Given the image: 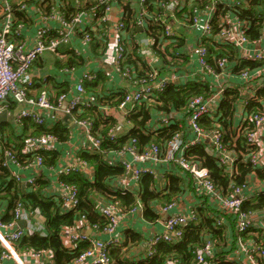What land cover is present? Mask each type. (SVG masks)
<instances>
[{"label": "built area", "instance_id": "built-area-1", "mask_svg": "<svg viewBox=\"0 0 264 264\" xmlns=\"http://www.w3.org/2000/svg\"><path fill=\"white\" fill-rule=\"evenodd\" d=\"M2 1L5 19L0 28V113L6 108L9 110L8 101L12 99L17 107H22L15 113L17 124L28 117L38 125L51 128L60 118L59 112L64 102L68 101L64 112L74 118L82 138L69 160L60 167L46 166L44 163V153L60 144L53 133L29 135L23 140L20 151L2 140L0 163L8 170L11 178L22 187H27L35 186L39 178L36 175H25L26 170L38 168L53 174L57 178V185L52 195L59 198L62 209L67 212L79 205V189L60 180V176L75 172L89 176L92 166L80 156L82 151L103 153L110 163L121 164L126 174H131L137 182L145 175H152L155 180L157 178L153 169L141 168L139 164L170 163L191 174L198 193L208 198L205 206L210 211V217L225 232L222 240L207 236L203 243L196 245L191 264H221V255L226 260L239 264H264V227L260 231L253 219L254 212L243 208L246 200L244 193L249 187V181L233 187L229 194H223L211 179L209 170L202 164L192 162L187 156L192 147L207 137L220 164L230 174L236 169L239 156L225 144L223 131L218 126L207 130L202 126L201 120L204 117L213 120L217 118L224 90L237 87L235 80L240 81L238 86L251 85L255 93L257 88L264 87V21L258 35L251 38L253 22L240 12V9H249L250 0H64L67 7L58 2L47 7L38 0L35 1L36 5L32 0H19L20 11L27 12L32 5L42 20L32 46L11 39L15 33L12 0ZM257 4L260 16L264 14V0ZM115 9H119L121 15L116 21L112 18ZM49 21H54L55 24H48ZM111 30L116 34L115 67L133 88L116 92H123L117 109L123 113L124 119L116 121L108 130L107 136L111 141H115L126 131L131 124L128 117L136 112L144 100L162 93L169 84L182 86L190 81L205 82L206 76L214 81L212 83L217 90L212 96L206 98L199 95L192 99L190 114L186 116L189 130L187 128V131L176 133L167 142L165 151L154 141L140 150L136 138L128 139L117 150H103V139L95 132L94 121L87 116H76V113L84 112V109L103 105L102 94L86 89L88 82L97 79L95 72H85L78 79L72 96L62 93L52 100L47 91H42L38 98L30 96L35 81L29 71L34 62L46 52L63 57L61 54L65 53L61 50L62 46H69L76 54L86 55L97 37H105ZM75 42H79L81 48L75 46ZM144 47L148 48L152 56L158 57L161 63L156 64L152 58L148 59L147 66L143 68L145 73L139 74L130 57L141 54ZM226 47H232L233 53L224 52V55H219V51H226ZM162 55L167 58H162ZM250 60L259 62L260 65L255 68L244 67V63ZM236 68L238 72H234ZM69 70L74 68L64 69V72ZM248 117L253 128L247 132L246 138L250 146L257 147L252 152L250 161L254 166L260 167L264 165L261 158L264 139L260 140V133L264 132V111L247 115L246 118ZM171 119H174L172 114L166 116L164 122L169 123ZM71 134L73 137V133ZM185 135L188 137L187 141ZM142 207L138 203L126 211L117 200L99 202L97 208L109 223L102 229L96 224L91 227L108 234V238H94L88 234L85 229L89 225L84 214L75 225L64 228L61 234L65 247H75L82 241L90 244L72 264H111L110 251L120 245V240L115 235L120 217ZM170 207L168 205L164 211ZM35 215L34 211L26 209L20 202L11 222L0 221V229H11L8 233L0 230V242L5 247L0 254V264L11 257L17 264H25L22 257L14 254V245L27 233L32 234ZM198 215L196 206L189 213L169 216L163 224L164 230L150 238L146 257L154 255L162 242L176 244L181 241L185 228L198 222ZM19 220L26 221L25 228L18 227ZM26 251L36 259L42 257L41 252ZM167 264L186 263L180 257L172 256L168 258Z\"/></svg>", "mask_w": 264, "mask_h": 264}, {"label": "trees", "instance_id": "trees-1", "mask_svg": "<svg viewBox=\"0 0 264 264\" xmlns=\"http://www.w3.org/2000/svg\"><path fill=\"white\" fill-rule=\"evenodd\" d=\"M259 1L261 0H250L249 9H240L241 15L251 18L253 22L254 26L250 32L251 38L258 35L264 21V14L259 16L256 9ZM225 50H220L219 55H224V52L232 54L234 51L232 47H226ZM161 57L165 59L166 56L162 55ZM73 62V58H71L64 65L71 66L75 64ZM59 65L63 66L62 63ZM259 65V62L250 60L245 62L243 66L255 68ZM234 72H238L237 68ZM144 73L142 72L141 74ZM238 87L240 86L237 85V87H230L224 90V96L218 105V114L215 120L209 117H204L201 120L202 126L207 130H211L216 126L220 127L224 134L225 144L235 155L239 156L234 172L230 174L228 169L220 164L215 155L208 151L207 144L205 145L202 141L192 147L187 153L188 158L192 162L202 164L209 170L211 179L223 194H229L233 187L245 183L252 174H257L259 178L264 179V166H254L250 161L252 152L257 147L248 144L246 134L253 128V123L249 117L246 120L238 119V105L244 100L243 91ZM59 88V93L69 90L64 87ZM215 88L213 83L211 84L209 81H190L182 86L169 84L162 93L147 98L136 109V112L130 114L128 119L131 121V124L115 141L109 140L107 132L116 124V120L111 116L105 115L98 107L84 109V112L76 113V116H87L94 121L95 132L103 139V150L105 152L121 148L130 138L137 139V145L140 150H144L154 141L165 151L167 149V142L176 133L181 131V123L183 122L171 119L169 123L161 122L159 127L155 129L152 128L154 114L162 113L168 116L171 112L178 111L183 113L184 116L189 115L192 99L199 95L208 98L214 94ZM86 89L91 90L87 85ZM122 94L123 92H112L111 97L106 98V102L102 98V107L107 105L117 107L121 101ZM245 100L244 106L248 116L255 112L263 113L264 87L257 88L255 95L249 96ZM10 104L12 105L9 107V110H15L17 104L15 102H10ZM19 126L23 128L21 136L16 134L14 122H5L0 125V156H2V140L8 146L20 151L22 140L28 137L25 133L29 132V135L53 133L58 137L60 144L73 138L71 134L73 130L70 124L62 121L61 118L51 128L38 125L28 117L24 118ZM14 132L16 134L15 138H13ZM13 139H16L15 142H13ZM57 147L55 146L56 150ZM55 149L44 153V163L46 166L59 167L57 163L60 160V153L54 151ZM80 156L92 166L94 176L90 178L80 172L60 176V180L73 184L79 189V205L76 209L67 212L62 209L59 198L45 193L44 189L48 184L46 181L40 178L37 180L35 186L22 187L21 184L11 178L8 170L0 163V204L5 203L6 205L2 221L8 223L14 219V210L20 202L23 203L26 209L36 213L34 219L38 218L41 221L35 227L33 224L34 231L32 234L27 233V235H24L15 243L17 250H35L42 254L44 252H51L53 256V263L51 264H72L75 259L89 248L90 244L82 241L75 245V247L67 248L63 243L61 232L64 228L72 227L79 222L83 214L87 216V224L89 226L96 224L99 229L107 226L109 223L108 219L97 208L98 197L102 196L110 200H117L126 211L141 203L144 209V217L147 220L155 221L159 218V213L156 212V208L154 207L156 202L165 201V203H171L183 191V178L170 176L167 189L160 190L157 188V183L152 175H145L138 182V190L113 189L112 181L126 174L124 167L119 163H110L101 152L90 153L82 151L80 152ZM243 208L252 211L263 209L264 191L258 193L253 198L245 200ZM198 213V222L188 225L184 230L183 239L176 244L162 242L157 246L154 255L139 260L136 263H127L122 258V254L124 255L123 247L126 244L124 242L120 247L110 251L111 264H167L168 258L172 256L180 257L186 264H191L194 257L193 250L196 245L203 243L207 236L218 237L222 240L224 235V228L216 226L214 219L207 214L206 207H199ZM40 225L41 228H39ZM128 238L132 242H137V240L140 241L141 239L131 233ZM4 250L5 247L0 242V254ZM220 258L221 264H239L226 260L224 255H221Z\"/></svg>", "mask_w": 264, "mask_h": 264}, {"label": "crops", "instance_id": "crops-1", "mask_svg": "<svg viewBox=\"0 0 264 264\" xmlns=\"http://www.w3.org/2000/svg\"><path fill=\"white\" fill-rule=\"evenodd\" d=\"M36 0H32L31 2L36 5ZM30 2V4H31ZM38 2H43L47 7L53 5L58 2L61 3L63 6L65 4L64 0H38ZM71 2V1H70ZM11 6L13 7V16H14V31L15 33L11 37L12 40L15 42H26L28 46H32L35 42L34 36H36L37 30L42 26V20L40 15L35 12L33 6H30V9L27 12H22L19 10V0H12ZM64 7H67L66 4ZM4 3L0 0V28L4 24ZM119 9H115L112 12V18L114 21L120 18ZM48 24H55L54 21H49ZM141 37V35H140ZM75 46L81 48V44L79 42H75ZM82 48L85 50V47L82 45ZM62 52L65 54L57 55L52 52H46L42 57H40L34 64L32 65L29 75L34 79L35 86L30 92V96L34 98H38L42 91H47L49 96L52 100H55L60 94L59 87H64L65 89H69L67 92L68 95L72 96L75 84L78 79L85 73V72H95L97 74V79L93 82H88L87 86L90 88L92 92L99 93L103 95V101L106 102V98L111 97L112 92H118L120 90H133L130 87L128 81L124 79L120 73L117 71L114 58L116 52V34L113 30L110 31L109 35L107 36H98L96 41L92 44L89 51L86 55H78L75 51L71 49L69 46H62ZM195 58V55H192ZM71 58H73V65L67 66L64 65L68 62ZM152 60L156 64H160L159 58L156 56H152L149 52L147 47H144L143 52L138 55H134L130 57L137 67V71L141 74L144 70V66L146 65V61ZM62 63L63 66L61 67L59 64ZM73 67L74 70L64 72V69ZM234 77V76H233ZM204 80L211 81L210 83H214L209 76H206ZM235 80V79H234ZM98 83V84H97ZM234 83L238 85L240 81L235 80ZM215 84L219 86V84L215 81ZM215 87V86H214ZM242 91H244V100L238 105L237 113L238 119L243 120L247 116V111L245 109L246 98L249 96H253L255 91L251 88V85H241L238 87ZM217 88H215V91ZM10 102H15L10 99ZM8 101L9 106L10 104ZM15 110L9 111V118L7 122H14L16 125L15 132L16 134H22L21 124H17L15 121ZM98 109H101V112H104L105 115L113 117L116 121H122L124 119L123 113L117 109V107H110L109 105L102 107L98 106ZM172 116L174 120L182 121V128L181 130H186L188 127V119L186 118L187 115L184 116L183 113L178 111H173ZM169 114V115H170ZM72 117V116H71ZM165 115L162 113H155L153 116V124L152 128L159 127L160 123L165 120ZM62 121H66V119L60 117ZM5 122L0 123L3 124ZM56 122L53 123V125ZM74 123V118L70 120V126L73 130V138L57 145V150L59 154V162L57 163L58 166H62L69 160V157L73 150L77 147L79 140L82 139L78 128ZM74 125V126H72ZM14 132L13 138L16 137ZM29 133H25V135L29 136ZM261 139H264V132L260 133ZM21 136V135H20ZM185 140L187 141L188 137L184 136ZM16 139H13L15 142ZM1 141V140H0ZM23 142V140H22ZM21 142V146H22ZM202 142L207 144V149L210 153H213V148L210 143L209 138L204 137ZM261 158L264 163V151L262 152ZM141 168H150L153 169L156 173V183L157 188L160 190L167 189L169 178L170 176H178L184 179V186L183 191L180 195L176 197V200L171 203H165V201H158L155 204L156 212L159 213V218L155 221L147 220L144 217V209L137 208L135 211H130L124 213L120 217L119 226L116 231V236L120 240V245L116 248L120 247L121 245L126 242L125 246L123 247L124 255L122 254V258L127 261V263H136L139 260L146 258V255L149 251V240L150 238L159 232L164 230L163 224L168 219L169 216L178 213H189L191 210L198 206L199 207H206L205 201L208 199L204 196V194H200L197 191V186L194 183V179L192 178L189 172L184 171L178 166H174L170 163H156V164H139ZM264 166V165H263ZM260 166V167H263ZM25 175H36L39 179L41 178L43 181H46L47 187H45L44 191L46 194L52 195L54 190L56 189L57 185V178L53 177V174L47 172L46 170L38 169V168H30L24 172ZM90 178L94 176V169H91V173L89 174ZM247 181H249V187L245 191L246 200L253 198L258 193L264 191V179H261L257 176V174H252L248 177ZM138 182L131 176V174H124L117 179L112 181V188L113 189H122V190H138L139 186L137 185ZM110 199L106 197H98L99 202H109ZM168 205L171 207L164 211V208ZM6 205L0 204V221L5 214ZM207 214L210 215V211L206 208ZM253 219L255 221L256 227L259 228L260 231H263L262 227H264V208L261 210L253 211ZM34 227L36 224L41 223L40 219H34ZM19 227V226H18ZM234 228V226H232ZM41 228V225L39 226ZM3 233H8L11 229L2 228L0 229ZM85 231L90 234L94 238H108V234L102 233L101 231L95 230L91 226H87ZM131 234H135L137 237H140V241L137 240L131 241L128 237ZM225 234V232H224ZM224 236V235H223ZM15 247V245H14ZM14 254L16 253L20 257L25 260V264H51L53 263V256L51 252H44L41 256V259H36L31 256L26 250H17L14 248ZM244 257V255H241ZM3 264H17L14 258H9L3 261Z\"/></svg>", "mask_w": 264, "mask_h": 264}, {"label": "water", "instance_id": "water-1", "mask_svg": "<svg viewBox=\"0 0 264 264\" xmlns=\"http://www.w3.org/2000/svg\"><path fill=\"white\" fill-rule=\"evenodd\" d=\"M139 30H142L141 28H139ZM68 105V101H65L63 106H62V110L59 112V116L66 119V121H68V123H70V120L72 119V117L70 115H67L64 110L66 109ZM22 107L19 106L17 108V111L18 112ZM8 118H9V110L6 108L4 109L1 113H0V123L2 122H7L8 121ZM74 124V123H73ZM75 125V124H74ZM72 125V126H74ZM18 226L21 227V228H25L26 227V221L24 220H19L18 221Z\"/></svg>", "mask_w": 264, "mask_h": 264}]
</instances>
